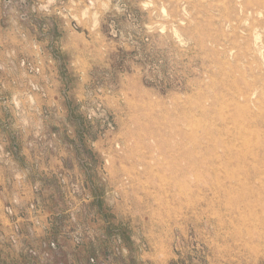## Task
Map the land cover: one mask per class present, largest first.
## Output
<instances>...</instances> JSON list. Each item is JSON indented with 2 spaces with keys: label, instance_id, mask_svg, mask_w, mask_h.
<instances>
[{
  "label": "rangeland",
  "instance_id": "obj_1",
  "mask_svg": "<svg viewBox=\"0 0 264 264\" xmlns=\"http://www.w3.org/2000/svg\"><path fill=\"white\" fill-rule=\"evenodd\" d=\"M0 264H264V0H0Z\"/></svg>",
  "mask_w": 264,
  "mask_h": 264
}]
</instances>
